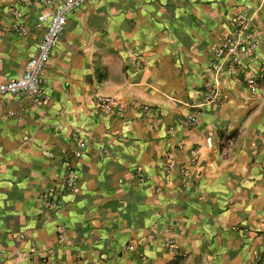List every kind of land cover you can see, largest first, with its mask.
Masks as SVG:
<instances>
[{"label":"crops","instance_id":"obj_1","mask_svg":"<svg viewBox=\"0 0 264 264\" xmlns=\"http://www.w3.org/2000/svg\"><path fill=\"white\" fill-rule=\"evenodd\" d=\"M13 1L0 0V81L21 73L38 39L14 30ZM245 9L263 50L264 0H93L75 11L42 70L45 102L0 116V264H264V82L255 97L233 80L223 102L204 97L212 49ZM98 95L148 103L158 126L98 116ZM79 137L83 154L70 158ZM67 159L74 192L59 185Z\"/></svg>","mask_w":264,"mask_h":264},{"label":"built area","instance_id":"obj_2","mask_svg":"<svg viewBox=\"0 0 264 264\" xmlns=\"http://www.w3.org/2000/svg\"><path fill=\"white\" fill-rule=\"evenodd\" d=\"M93 0H14L8 11L13 16L14 30L21 36L37 33L38 39L35 51L29 54L18 76L0 81V116L8 115L18 117L19 110H26L29 105H40L47 99L45 80L42 70L50 60L54 50L68 26L70 17L84 4ZM26 9V10H24ZM260 36L248 16V10L232 17L229 30L225 32L214 46L211 62L206 71L204 84V97L207 101L221 103L226 99L229 90V80L243 83L250 96L255 97L262 82H264V49L260 47ZM134 65L140 67L141 59L134 55ZM14 104H17L18 110ZM97 114L106 117L109 121L119 120L126 123L133 121L137 116L147 117L152 128L159 123V115L154 114L153 108L146 102L133 97L118 98L112 95L96 96ZM195 121L194 116L189 118ZM232 137H224L226 145L230 144ZM215 135L209 133L204 139V147L212 148L215 145ZM86 141L77 138L71 150L70 158H77L83 154ZM199 148L192 147L188 150L189 160L196 162L199 159ZM173 157L165 160L166 169L175 165ZM66 171L60 179L62 190L74 192L76 190L77 174L70 165V160L65 161ZM190 171L185 165L179 166V177L186 182ZM42 200L48 205L58 209L62 201L58 195L45 192ZM163 246L172 250L175 245L166 239ZM31 246L29 252H34ZM45 251V250H43Z\"/></svg>","mask_w":264,"mask_h":264},{"label":"trees","instance_id":"obj_3","mask_svg":"<svg viewBox=\"0 0 264 264\" xmlns=\"http://www.w3.org/2000/svg\"><path fill=\"white\" fill-rule=\"evenodd\" d=\"M100 61H101V59H100ZM114 69H115L116 73L119 74L122 71H124L125 66L120 67L118 64H116ZM94 72H95V76H96L97 80L105 79L109 74V72L105 69V67L99 63L96 64V61H95V66H94ZM233 135H234V133H230L228 135V137H232Z\"/></svg>","mask_w":264,"mask_h":264}]
</instances>
